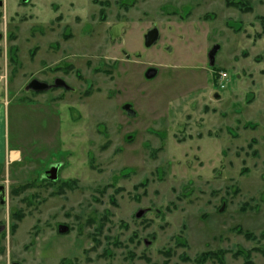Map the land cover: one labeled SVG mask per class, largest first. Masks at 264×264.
Returning <instances> with one entry per match:
<instances>
[{"label": "rangeland", "instance_id": "1", "mask_svg": "<svg viewBox=\"0 0 264 264\" xmlns=\"http://www.w3.org/2000/svg\"><path fill=\"white\" fill-rule=\"evenodd\" d=\"M0 83V264H264V0H0Z\"/></svg>", "mask_w": 264, "mask_h": 264}, {"label": "water", "instance_id": "2", "mask_svg": "<svg viewBox=\"0 0 264 264\" xmlns=\"http://www.w3.org/2000/svg\"><path fill=\"white\" fill-rule=\"evenodd\" d=\"M159 30L157 28L149 31L147 33V35L145 36V46L147 48L152 47L159 39ZM220 50V46L219 45H215L212 50L209 52L208 57H209V61H210V65L214 66L215 65V58L216 55L218 53V51ZM157 71L155 69H150L147 73H146V77L148 79H152L156 76ZM52 88H64L66 90H70L71 88L69 87V85H67V83L62 80V79H57L55 81V83L53 85H49L47 83L41 82L39 80H33L27 87L28 91H34L37 93H41V92H46ZM125 110L130 114V115H134L135 112L131 109L130 105H126L125 106ZM141 216V215H140ZM68 231V229L66 227H61L60 232L61 233H66Z\"/></svg>", "mask_w": 264, "mask_h": 264}, {"label": "crops", "instance_id": "3", "mask_svg": "<svg viewBox=\"0 0 264 264\" xmlns=\"http://www.w3.org/2000/svg\"><path fill=\"white\" fill-rule=\"evenodd\" d=\"M8 93L0 83V177L4 175L8 165L19 159V150L10 148L8 144L7 111L9 105Z\"/></svg>", "mask_w": 264, "mask_h": 264}, {"label": "trees", "instance_id": "4", "mask_svg": "<svg viewBox=\"0 0 264 264\" xmlns=\"http://www.w3.org/2000/svg\"><path fill=\"white\" fill-rule=\"evenodd\" d=\"M68 187V185H66V184H64L63 185V187ZM26 188H28L27 186L26 187H24L23 189H26ZM14 229L16 228L15 226L13 227ZM237 230V233L239 232L240 234H243L244 232H243V230L239 227L238 229H236ZM245 234V236H247L248 238L251 236L248 232H245L244 233ZM224 251L223 250H220V251H217V252H209V253H206L205 255H204V258H208V257H210V258H215V259H217V260H221L222 261V259H223V257H224Z\"/></svg>", "mask_w": 264, "mask_h": 264}, {"label": "flooded vegetation", "instance_id": "5", "mask_svg": "<svg viewBox=\"0 0 264 264\" xmlns=\"http://www.w3.org/2000/svg\"><path fill=\"white\" fill-rule=\"evenodd\" d=\"M55 89H60V88H55ZM4 193H5V188L4 187H0V201H1V203L4 202V198H3Z\"/></svg>", "mask_w": 264, "mask_h": 264}, {"label": "built area", "instance_id": "6", "mask_svg": "<svg viewBox=\"0 0 264 264\" xmlns=\"http://www.w3.org/2000/svg\"><path fill=\"white\" fill-rule=\"evenodd\" d=\"M222 76L226 77V74H223Z\"/></svg>", "mask_w": 264, "mask_h": 264}]
</instances>
